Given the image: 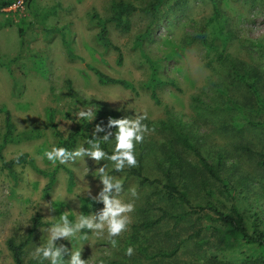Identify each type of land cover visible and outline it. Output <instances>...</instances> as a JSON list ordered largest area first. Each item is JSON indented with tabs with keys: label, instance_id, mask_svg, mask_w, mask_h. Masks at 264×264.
<instances>
[{
	"label": "rangeland",
	"instance_id": "obj_1",
	"mask_svg": "<svg viewBox=\"0 0 264 264\" xmlns=\"http://www.w3.org/2000/svg\"><path fill=\"white\" fill-rule=\"evenodd\" d=\"M115 1L23 0L22 7L10 5L0 10V145L5 132L4 110L11 114L15 134H31L28 139L6 144L1 151L7 160L26 153L28 161L15 166L13 174L0 164V264H14L7 247L10 238L16 243L28 238L25 262L50 264L35 251L47 244V230L60 223V215L67 211L69 221L75 223L87 206L91 205L89 214L103 209V204L93 203L87 196L88 189L93 195L102 189L95 172L103 166L109 175L123 181L120 198L135 205L131 223L127 231L115 237V247L106 231L96 235L88 230L57 241L68 249L65 262L72 250H82V259L88 264L113 260L121 264H213L216 258L237 260L245 248H223L219 226L203 213L192 214L176 225L166 218L148 230L140 229L142 245L149 254L178 245L172 257L146 258L131 246L133 225L158 219L161 210L179 213L188 209L178 200L168 201L163 196L162 170L172 140L161 122L183 129L209 161L221 154V178L237 190L234 199L225 197L221 186L208 178L193 154L177 146L185 167L182 177L173 169V179L186 190L191 206L204 205L209 199L200 187V181L207 179L221 209L237 203L246 214L254 206L264 217V167L256 154H264V110L253 106V96L231 70L234 64L239 74L250 71L247 80L256 83L264 100V0H215L224 22L212 19L213 0H163L152 23L149 13L136 11L129 17L130 30L126 32L109 21ZM122 1L143 8L153 0ZM98 18L107 21L109 38L123 56L121 64L116 62L117 52L99 41ZM218 22L224 45L216 31ZM204 25L207 44L198 40L189 43ZM145 32L141 47H135L136 36ZM220 49H224L223 60L216 58ZM87 64L131 81L136 93L118 85H100ZM151 65L155 69L152 77ZM152 89L157 102L151 97ZM47 108L54 110V119L64 133L79 129L91 134L97 124L106 126L109 117L146 114L142 122L150 132L135 146V154L139 160L142 151L143 174L161 182L141 184L139 178L128 174V167L112 173L114 164L109 160L99 164L88 157L68 164L48 161L45 152L56 146L46 124ZM88 108L96 112L92 122L77 117L79 111ZM250 121L263 125L254 127ZM116 131L113 128L112 132ZM80 146L87 148L79 140L75 150ZM108 147L113 153L114 135ZM35 167L48 172L57 168L47 195L43 190L48 178ZM63 167L71 171L72 185ZM132 188L136 197L131 195ZM37 216L46 224L30 234ZM197 230H201L199 236ZM129 247L134 249L131 257L126 255Z\"/></svg>",
	"mask_w": 264,
	"mask_h": 264
},
{
	"label": "trees",
	"instance_id": "obj_2",
	"mask_svg": "<svg viewBox=\"0 0 264 264\" xmlns=\"http://www.w3.org/2000/svg\"><path fill=\"white\" fill-rule=\"evenodd\" d=\"M15 0H0V10L10 6ZM163 0H153L149 4H147L143 8H139L131 3L118 0L111 4V11L112 15L109 19L110 22L113 23L114 27L121 30V31H129L130 30V16L136 11H146L151 15V22L155 20L156 12L161 5ZM216 1L213 0V17L214 20L221 19L218 5L215 3ZM93 17L97 18L96 14ZM221 21L224 22L223 19ZM219 25L217 26V34L223 38L220 39V44H225V36L221 30V24L218 22ZM97 25L99 26L98 31V39L101 44L105 47H111L113 50L117 52L116 62L118 64L122 63L123 56L118 46L112 43L111 39L109 38V32L107 28V21L97 19ZM150 25V24H149ZM147 32L143 34H139L136 36L134 46L141 47L143 43V39H145ZM193 40H198L201 44L206 45L208 40V32L207 26H202L197 35L193 36L190 39L189 43H192ZM214 43V42H212ZM213 44H211L212 47ZM218 46H216V50H218ZM224 49H220L217 51L216 58L218 60L224 59L223 54ZM87 67L94 73L97 78V82L100 85H118L125 89H129L136 93L137 88L131 82L123 78L113 77L105 72H103L98 67L87 64ZM233 75L242 82L247 89L249 90L250 94L254 98V105L257 108H261L264 110V100L262 99L258 87L254 81H248L246 75L250 72L245 71L243 74H239L234 64L231 67ZM155 69L151 65V77L154 75ZM149 87L151 85V81L146 83ZM151 97L156 102L158 101L155 91L151 90ZM46 117V124L51 130L52 136L55 139V146L56 148H66L69 151H74L75 147L79 140L84 141L86 147L88 148L89 145L87 144V140L91 138V134L84 133L83 131L76 129L70 131L68 133H64L59 125L56 123L54 119V110L52 108H47L45 111ZM251 126L259 127L263 125L262 123L256 122H249ZM4 124H5V132L2 139V144L0 145V164L1 168L5 169L9 174L14 173V167L20 164H24L28 161V155L26 153L18 155L16 157L5 159L2 156V149L8 143L17 142L21 139H28L31 137L29 133H21L15 134V126L11 119V114L8 110H4ZM162 127L165 130H168L172 144L168 147V150L165 153V160L167 165L163 168V178L164 182L162 183V190L163 196L168 201H177L180 204H185L188 206L187 210H182L179 213H171L166 210H161V215L158 219L155 220H146L138 225H133L132 233L130 236V244L131 246L136 247V250L140 255L144 257H161V258H168L172 257L178 250V245L175 246L173 249L166 251V250H159L155 254H149L147 251V247L142 245L141 241V232L140 229L148 230L163 219L169 218L174 221V225H176L179 221L186 219L188 216L192 214H199L203 213V215L217 223L219 228V241L222 243V247L225 248L228 246L229 249H237V248H245L244 251H239V258L237 260H229L227 258L217 259L213 264H264V217L261 215V212L255 208L254 206L249 207L246 210V214L244 210H242L237 203H232L229 207L225 208L224 210L219 207L216 202L214 201V190L209 186V182L207 179H202L200 181V187L204 191L205 195L207 196V201L204 205H195L191 206L188 200L187 192L184 188H179L178 184L173 179V169H176L179 176L182 177L184 174V159L181 155L180 151L177 150V146L182 149L183 152H190L193 154L194 158L198 162L199 166L201 167L202 171L206 173L208 178L218 182L221 186V192L225 197H229L234 199L237 190L234 186L226 179L221 178V168L223 165V157L221 154H218L212 161H209L201 152V150L190 140L189 135L183 131L181 128H177L171 126L165 122H161ZM113 131V129H111ZM22 137V138H21ZM101 148L108 153L109 155L113 154L108 147V142L101 141ZM246 151L252 152L251 149L245 148ZM259 157V164L264 167V154L263 153H256ZM142 151L139 153V165L134 168L128 167V174L134 175L139 178L141 184H154L160 183L158 179H150L149 177L145 176L142 172ZM66 169V172L69 175V185H72V173L69 169ZM35 171L39 174L48 178V183L44 187L43 194L47 195L48 191L51 189L52 184L55 179V173L57 168H54L51 172L44 171L35 167ZM111 172H116L115 168L111 170ZM240 193V192H239ZM91 205L87 206L84 211L83 215H88L90 212ZM46 223L40 221L39 217L33 219L32 227L30 228L29 233L31 234L38 226H43ZM87 229L82 230V232H87ZM197 236L200 235L201 230H197ZM28 243V238L23 241L16 243L12 238L7 240V247L12 254V258L14 264H42L40 262H25L23 255H24V248ZM201 243V241H199ZM108 264H121L118 261H107ZM178 264V263H177Z\"/></svg>",
	"mask_w": 264,
	"mask_h": 264
},
{
	"label": "clouds",
	"instance_id": "obj_3",
	"mask_svg": "<svg viewBox=\"0 0 264 264\" xmlns=\"http://www.w3.org/2000/svg\"><path fill=\"white\" fill-rule=\"evenodd\" d=\"M77 117L92 122L96 118V112L92 108L82 109L77 113ZM145 119H147L146 114L135 118L114 119L109 117L106 126H102V122L95 126L91 138L87 140L88 148L80 146L74 151L62 147L53 148L46 151L44 155L53 164L57 162L68 164L88 157L97 164L104 160L113 162L117 172L124 170L125 167H137L135 146L143 143L145 134L150 132L147 125L142 122ZM113 128L117 129L115 133L111 131ZM100 133L104 135L101 137ZM113 135L115 136V150L109 155L101 148V141L108 142ZM95 173L99 175L103 187L98 195H93L88 189L87 196L93 203L103 204V209L89 215L80 214L75 223L69 221L67 211L60 215V223H56L47 230V244L37 247L35 251L37 256L49 261L50 264H88V260L82 259V250H72L70 260L65 262L63 257L68 253V249L63 244L57 245L56 243L61 239L74 238L84 229L96 235H102L106 231L112 246L115 247L117 245L115 237H119L128 230L131 223L130 214L135 211V205L130 202L126 203L120 198L123 181L109 175L105 166L99 167ZM130 192L133 197L137 196L135 188L130 189ZM133 254L134 249L129 247L126 255L131 257Z\"/></svg>",
	"mask_w": 264,
	"mask_h": 264
},
{
	"label": "built area",
	"instance_id": "obj_4",
	"mask_svg": "<svg viewBox=\"0 0 264 264\" xmlns=\"http://www.w3.org/2000/svg\"><path fill=\"white\" fill-rule=\"evenodd\" d=\"M23 4V0H16L12 5L16 6V7H22Z\"/></svg>",
	"mask_w": 264,
	"mask_h": 264
}]
</instances>
